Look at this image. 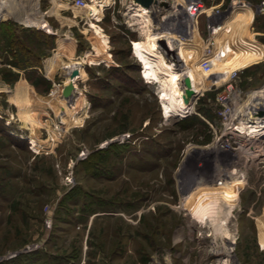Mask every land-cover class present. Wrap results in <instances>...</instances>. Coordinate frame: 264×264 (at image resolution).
<instances>
[{"label": "rangeland", "instance_id": "1", "mask_svg": "<svg viewBox=\"0 0 264 264\" xmlns=\"http://www.w3.org/2000/svg\"><path fill=\"white\" fill-rule=\"evenodd\" d=\"M163 1L165 30L156 37L182 43L195 30L192 37L206 53L215 51L217 39L209 27L222 14L227 22L222 36L245 21L242 35L249 48L229 72L191 78L193 88L201 82L193 110L175 118L168 117L157 89L165 79L148 75L135 43L143 75L119 35L123 28H111V0H87L82 7L77 0L0 1V119L8 126L0 130V264H226L225 258L228 264H246L253 255L247 246L255 244L253 228L264 212V142L248 143L226 132L245 106L255 99L264 102V0H202L221 12L202 13L195 21L186 11L194 0ZM240 7L247 15H239ZM9 9L15 14L24 9L42 23L24 17L23 24L14 14L5 16ZM15 23L56 35L54 47L42 39L45 56L35 71L13 64L7 40ZM137 41L147 44L146 38ZM220 42L219 49L232 57L228 38ZM55 54L64 73L49 78V87L42 79L48 78L43 61ZM72 62L87 73L78 76L69 102L62 89ZM183 73L193 77L191 70ZM22 77L31 85L17 88ZM37 95L53 105L51 112L38 108ZM225 95L233 109L230 119L223 113ZM60 102L66 103L64 120ZM235 169L237 180L231 174ZM213 180L243 184L235 199L214 212L212 225L194 223L183 201ZM223 219L234 242L224 236ZM259 223L264 244V213Z\"/></svg>", "mask_w": 264, "mask_h": 264}, {"label": "bare ground", "instance_id": "2", "mask_svg": "<svg viewBox=\"0 0 264 264\" xmlns=\"http://www.w3.org/2000/svg\"><path fill=\"white\" fill-rule=\"evenodd\" d=\"M2 5L3 3L0 2V15H2L1 13ZM133 6L135 8L134 10H136V14L138 16L137 18L141 23L142 31L145 33V38L147 40V44H144L141 41H137V42L135 41L134 42V53H135V43H136L137 53L140 54V57L142 58L145 65L147 66L148 75L154 80L156 78L165 79L164 81H162V83H160L157 86V89H160L162 93V98L165 99L166 108L168 109V117L170 118L181 116L185 114V112L189 113L188 111L192 109L191 106L193 105L192 103L194 100L192 96H189L188 100H186L185 86L183 84L185 73H183V70H186V69L191 70V75H193V77L191 78L195 77L196 80L202 77L201 76L202 73L203 75L206 74L207 76L218 73L221 76L222 74H224V72H229L230 68L233 66L234 61L239 63L241 60L244 59V57L248 56L249 54V48L247 47L245 43V38L242 35L244 28H245L244 27L245 21L243 20L244 22L241 23L240 26L238 25L235 31L230 29L227 32L225 31L226 32L225 35L222 36L223 34L222 28L224 26L223 24L227 23L226 21H223V23L219 24L221 26L220 32L215 35L217 39L215 51L213 52V54H210V58L213 59L214 67L212 68L211 71H205L202 64H203V59L206 57L207 53H206L205 48H203L204 46L199 44L200 40L197 39V36H195V38L192 37L195 30L191 31V34L188 40H185V41L183 40L182 43H180L181 40L177 42V43H180V45L179 44L177 45V43L167 39V37L165 36L156 37L155 32H153L152 27L150 26L151 16H150L149 8H147L143 4L141 5V3L139 2H135ZM8 11L10 13L8 12L9 14L7 13L5 16L13 15V14L16 15L13 10L9 9ZM18 12L24 13L26 11H24V9H20ZM18 12L16 13L18 14ZM174 12L175 11L171 10V13H173L171 15H175ZM246 13L247 11H244V8H241L239 15L241 14L245 15ZM25 19L29 22H33L36 20L35 18L29 17V16H27ZM36 21L39 23H42L40 20L38 21V19ZM217 27L218 25L216 26V28ZM172 33L177 37V34H175L174 32ZM225 37L228 38V42H229L227 48H230L235 53L234 55H232V57H229L227 50L219 49V46L221 45V42L219 43V41L225 40ZM161 38L167 39L168 45L171 49L173 50H175L176 48L179 49L180 52L178 51V55L180 53V58L179 57L176 58L177 54L175 55L170 54L169 57L167 56L165 49L162 48L161 45L159 44V39ZM136 57L138 58V60L140 61L143 67L142 60H140L138 56ZM182 57H184V60L183 59L181 60ZM174 59H177V60H174ZM180 60L183 63L180 64L179 63ZM74 68H76L74 62L69 64L68 74ZM79 69H80V74L78 76L80 78H84L87 73L86 70L83 68H79ZM234 71H237V70H234ZM142 72L144 75V67H143ZM225 78L228 79V76H225ZM220 79L222 80L224 78L220 77ZM218 82L220 81L218 80ZM200 84L201 82L197 81L196 85L194 86V89L197 93L200 90ZM37 96L39 98V102L36 103L38 101L36 99L35 103L38 106V108H41V109L48 108L47 104L49 103L45 102L44 99L40 101L41 96L39 95ZM261 96H262V99H264L263 97L264 95H261ZM72 99L73 98H69L68 99L69 102H71ZM43 100L45 103L43 102ZM256 100L257 99L253 100V102L250 105H247L243 108V115L239 119V122L237 125V128H239L241 131L244 132V134H242L243 140H247V141L249 140L248 143L253 142V141L254 142L255 141L264 142V112L258 113V110H255L258 108L259 110L261 109L263 111L264 108H260V105L261 104L263 105L264 102L262 100H258V101ZM65 104L66 103L64 102L63 103L60 102L59 104L61 108L60 109L61 111H59L60 112L59 116L62 120L66 118V114H67ZM192 110L190 111L192 112ZM254 112H257V113L254 114ZM252 137H255V138L251 139ZM239 171L238 169H235L231 173L233 174L232 177L236 178V180L239 179V177L237 178V175H236L240 173ZM214 180L205 185L198 184L199 186L195 187L193 192L189 193L188 196L186 195V198H185L186 201H183V205L190 211V214L192 215V221L194 223H200L202 225L206 224L209 226L212 225L211 222H212V216L214 215V212L222 208L223 207L222 205H224L226 202H229L232 199H235L237 196L238 190H239L238 187L243 184L239 180L232 184H228L227 180L222 181V183H220L221 178H217V180H220L219 183L215 182ZM223 182H226V183H223ZM263 213L260 216H258L257 225H258V219L263 215ZM222 221H223L222 227L225 230L224 236L228 237V239L229 238L232 239L234 236L232 235L230 228L228 227L229 225L227 226V222L225 221V219H223ZM258 227L259 229L261 228L260 223ZM260 236H261V233H260ZM232 241L234 242L235 238L234 240L232 239ZM230 252L231 250H229V254ZM224 262L228 264L229 258H225Z\"/></svg>", "mask_w": 264, "mask_h": 264}, {"label": "crops", "instance_id": "3", "mask_svg": "<svg viewBox=\"0 0 264 264\" xmlns=\"http://www.w3.org/2000/svg\"><path fill=\"white\" fill-rule=\"evenodd\" d=\"M135 2H136L135 0H111V11L114 13L113 22H111V28L115 30L119 29L120 27L123 28V34H119V35L120 36L122 35L121 39H124L126 44H129L128 46L132 48L134 56H136L134 54V42L145 38V33L142 31L141 23L134 14L135 8L133 5ZM160 9L161 8H159V5L157 6L152 5L149 8L150 10L149 12L151 16L150 26L152 27L153 32H155L157 36L162 34L165 30L164 25H163L162 12ZM117 11H118V15H117L118 18L116 17ZM115 36L116 35H114V40H113L112 35H111V44L113 42L114 45H116V40H117ZM58 46H57V50H58ZM112 54H113L114 63H117V64H114L113 66L114 67L119 66L120 63L116 61V58H115L116 51L114 49H113ZM50 58H53L52 61L50 60ZM43 64L45 67L46 76L50 79H53L56 76H61V74L64 73L63 72L64 65L61 66V62H60V58L58 54H55L54 56H51V57L49 56V58L44 59ZM139 65L143 69L140 62H139ZM65 75H67L66 72H65ZM21 83H27L31 85L28 79H24V77L18 80V82L16 83V87L18 86V84L20 85ZM51 100L53 101L52 98ZM52 109H53V105L51 104L46 109V112L47 111L51 112L50 110ZM48 119L46 122H48ZM253 229L255 230V233L257 235H256V240L254 241L255 244L250 247L247 246L248 250L250 249L252 250L253 255H250L251 257H249L246 264H264V245L261 242L260 229L257 225V220H256V228H253Z\"/></svg>", "mask_w": 264, "mask_h": 264}, {"label": "trees", "instance_id": "4", "mask_svg": "<svg viewBox=\"0 0 264 264\" xmlns=\"http://www.w3.org/2000/svg\"><path fill=\"white\" fill-rule=\"evenodd\" d=\"M252 1L259 3L263 0ZM9 34L11 35V38L7 40V46L13 53V57L15 59L13 64L21 69L30 68L35 71L42 65V59L43 56H45V53L41 50L40 44L43 38L51 40V47L55 46V34H50L34 27H22L21 25L15 23V29L9 31ZM28 78L31 82H34V84L38 86V82L33 78L32 74H29ZM42 79L47 83L49 82V87H51L52 81H50L49 78L44 77ZM0 123L1 132L3 131L1 127H3L4 130L5 128H8L6 125L5 127L3 126L4 121H2V119H0Z\"/></svg>", "mask_w": 264, "mask_h": 264}, {"label": "built area", "instance_id": "5", "mask_svg": "<svg viewBox=\"0 0 264 264\" xmlns=\"http://www.w3.org/2000/svg\"><path fill=\"white\" fill-rule=\"evenodd\" d=\"M244 3H246V2H244ZM77 4L79 6H81V7L82 6H86L87 5V0H77ZM186 11L188 12V14L190 15V18L193 21L199 19L200 15L202 13H206V14H208L209 17H213V16L216 15V13H220L221 12V10L218 8V6L208 7L202 0H194V1H192L191 4H189L188 6H186ZM220 15H221L220 16L221 18L218 19V20H216V21H213L210 24V27H209V28H212V33H213L212 34L213 35L212 38L213 39H214L215 35L217 34V32H216V26L219 25V24H221V23H223L222 14H220ZM213 52H214V50L212 48L209 49L208 50V53L206 54V57L203 59V64L202 65H203L205 71H211L212 68L214 67V65H213V59L210 58V54H213ZM57 93H58V91H57ZM228 97L229 96H226L225 95L222 98H223L224 101L227 102ZM227 103L228 104L225 106L226 108H225V110H223V113L225 114V116H227L226 118L230 119L231 118L230 115H232L233 109H232L230 103L229 102H227ZM235 121L236 120L234 119V120H232L230 122V124H228L229 126L227 128V132L226 133L227 134H230L231 137H233V138L236 137L237 139L238 138L243 139V135L242 134H244V132L241 131L239 128H237L238 123L235 122ZM253 138L254 137H252L251 139H253ZM235 141L236 142H239L238 140H235ZM223 143H225V142H223Z\"/></svg>", "mask_w": 264, "mask_h": 264}, {"label": "water", "instance_id": "6", "mask_svg": "<svg viewBox=\"0 0 264 264\" xmlns=\"http://www.w3.org/2000/svg\"><path fill=\"white\" fill-rule=\"evenodd\" d=\"M135 1L141 3V5L143 4L147 8H150L152 5L157 6V5H163V4L167 3L163 0H135ZM27 16L32 17V18H36V16H34L32 14H28L26 12H24V13L19 12L18 14L15 15L17 20L23 24L25 22L22 20V18L27 17ZM159 44L161 45L162 48L165 49L166 54H168V55H170V54L175 55L176 54L175 50H173L169 47L167 39H165V38L159 39ZM79 74H80L79 68H74L70 71L69 74H67V76L69 75L70 80L66 84H63V89H62V95L65 98L69 99V98L74 97V92L77 89L76 81L78 80ZM183 84L185 86L186 100H188L189 96H192V97L197 96V92L193 88L191 77L189 75H186L184 77Z\"/></svg>", "mask_w": 264, "mask_h": 264}]
</instances>
